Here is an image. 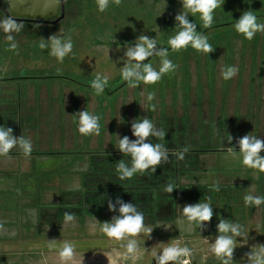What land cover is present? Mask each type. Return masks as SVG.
Instances as JSON below:
<instances>
[{
  "label": "flooded vegetation",
  "instance_id": "obj_1",
  "mask_svg": "<svg viewBox=\"0 0 264 264\" xmlns=\"http://www.w3.org/2000/svg\"><path fill=\"white\" fill-rule=\"evenodd\" d=\"M71 2L72 0H63V15L58 13L56 17L49 20L13 17L17 22H23L25 25L20 33L14 34L18 43L16 51L7 50L9 44L5 39V34L0 31V125L12 128L13 135L16 137L25 136L24 122L26 119H28V122L30 120V116H27L25 111H23L25 109H23L24 103L32 106L30 107L32 111H29L32 114H36L35 112L38 110L42 112L47 110L53 111L54 114H72L74 119L76 118L74 115L79 111H83L84 106L86 107V101L83 102L84 105L83 103L78 105L77 98L79 99V95H81L80 89L84 88L87 91L89 87L65 76L62 72L57 73L55 71L56 68H65L67 66L64 63L66 60H70L69 64H72L75 59L71 55H75L76 50L73 49V52L66 56L61 64L58 63L55 57L49 54L50 49H41L37 46L38 43L40 44L41 38L48 40L53 35L52 32L55 31V28L57 29L58 26H62V23L70 17L68 12L66 13V3L67 5L69 3L71 5ZM135 2L136 0H129V3L134 4ZM70 5H68V8ZM5 8L4 0H0V19L11 15L9 11L7 14ZM92 34V38H90L92 45L98 42L99 46L96 45V49L92 47L87 48L85 51L83 50L80 55L85 56V60H99L100 56L104 55L111 57L109 61L123 63L124 65L126 58H124L125 55L123 53L121 54L118 51L113 54L110 52L112 48L111 44L115 41L108 42V44L105 43L104 40L108 35L100 33L98 30ZM104 44H110L111 46L103 47L102 45ZM118 54L123 55V57L118 58ZM91 56L95 57L91 58ZM260 56H264V49L259 50L257 48L255 50L252 47L245 53L244 58H246V61L250 60L248 79H245L243 75L241 76L238 73L234 79L225 81L221 75L218 76L220 72L216 71V68L214 69L216 73L213 75L212 82L210 80L198 84L196 79L192 78L189 72H186L187 77L185 75V80L187 82L181 84V77L178 75V85L174 92L169 87V81L165 82L166 86L163 92L161 90H153L156 93V99L153 101L156 100L155 104L158 106L154 112L148 110V102L146 101L149 85L141 84L139 87L133 89L129 88L127 83H125L120 88L118 87L111 91L105 90V97L113 98L115 108H105L101 114L95 113V115L100 116L99 136H82L78 132L76 118L75 129L80 135H71L61 129L59 136L55 137H59V141L61 142L64 140L65 144L68 139L74 140L75 137L84 144L82 145V149L71 148L70 150L55 152L32 151L30 155V158L53 156L80 158L77 161H70L71 163L65 167V178L60 177L50 180L52 183L55 182L53 186H55L56 197H52L54 200H51L54 202V205L49 207L41 206L44 202L43 191H38V189L37 191H29L30 193H34L32 197H36V199L21 198L18 200V194H16V197L7 199H3L0 196V221H4V224L10 223V225H6L9 226L6 230L8 229L10 232L15 231L17 235V232L19 233V230L16 228L17 224H37L29 227L28 230H24L23 226L20 229L18 225L20 231L25 233L24 238L28 239L27 241L16 238L1 240L16 241L14 244L22 246L48 247V241L51 240H56L57 246H60L66 240L75 243L90 238L97 240V243L96 248L88 252H96L98 255H102V260L106 254L108 255V261H113V257L118 255L119 252L113 250L110 253H106L112 250L109 248V244L113 245L115 243L119 249V247H122V242L108 238L100 231L101 225L97 223L111 222L113 216L119 215L118 204L116 205L117 210L115 212L109 211V200L115 204L117 199H121L124 202L136 205L138 210L145 215L144 223L146 227L153 229L150 236L155 235L157 237L156 240L160 243H163L162 237L169 233L162 224L165 223V220L172 215V212L177 207L180 209L179 212H181L185 205L209 202L211 199L216 201L218 197L226 200L227 196H229L228 199H230L231 204H233L231 199L235 200L234 207L239 208L245 205L243 197L247 193L252 192L254 195H257L256 189H259L257 177L261 173L243 166L241 162L242 158L228 156L227 148L232 147L238 152L239 145L237 141L246 134L264 138V69L260 68L262 66ZM254 61L256 62L254 63ZM16 64H28L32 66V69L39 66L43 67L44 71H39L38 73L36 70L28 69L30 70V74L34 73L28 75L22 71L17 72L13 76L9 69ZM14 80L58 81L69 84L71 87L63 90V93L58 92L54 94L53 92L49 95H44L45 90H43L41 97L37 100H31L30 98H25L23 91L22 95L15 93L11 96H8L4 92L1 86L8 83V81ZM238 83H240V86L245 85L242 89L247 93L248 98L251 97V99H247L249 105L246 110L222 111L220 109H200L201 93L218 96L224 94L228 97L236 96L235 99L239 95L243 96L237 89L239 87L237 86ZM233 84L235 87H232ZM222 85L224 89L222 88L221 90L220 87ZM41 87L42 89L46 88V85ZM4 88L7 89L6 87ZM251 88L252 91L250 90ZM91 90L92 92H90L88 98L91 97L89 99H92L95 102V107H97L96 95L94 90ZM130 90L132 91L131 93H129ZM135 90L138 94L135 93ZM192 94L195 95L196 100L191 97ZM121 95H125L127 98L124 104H121L123 102ZM254 96L260 97L261 100L259 102L254 101ZM83 97H87V94L83 93ZM136 98H138L137 101ZM74 101L76 102V106L74 105ZM153 101L151 103L154 104ZM129 103H131V109L128 106ZM174 103H176V108L173 106ZM89 112L92 113V110H89ZM222 114H227V120L224 119V115ZM143 117L151 119L158 127L166 131L165 140L158 141L152 138L153 143H163L170 150H179L184 146H190V150L185 154L183 161L178 160L175 156H170V162L158 166L155 173L151 175L145 173L144 176L136 174L130 180L121 181L117 177L115 164L122 159L128 162L129 157L123 156L117 149L118 137L128 136L134 140L135 137L131 132V123ZM58 120V117L52 118L53 124L58 125ZM31 121H35V124H37L36 118ZM31 126L28 124V128L26 129L30 136H25L30 139L33 133ZM45 137L41 138V142L44 140V143H46ZM230 137L232 138L231 142H229ZM42 148V146L39 147V149ZM261 153H264V151ZM10 155L11 159L0 157V164L5 166L6 162H11L12 160L11 164H14V159L24 157L18 149H13ZM216 161L217 163H215ZM2 170L3 168L0 167V171ZM241 172L244 173L241 174ZM170 180L175 182L176 189L169 194L165 193L163 189L164 185ZM216 182H219L220 190L218 192L211 187ZM245 184H247L246 191L242 189ZM74 187H77L78 190H70ZM38 196L40 197L38 198ZM51 196L53 195L50 194ZM25 203H28L29 206H24ZM263 206L261 205V207ZM246 208L254 210L256 207ZM65 212L74 213L77 216L74 226H63V214ZM141 235L149 236L147 232L139 236ZM27 236H31V238H27ZM252 240L253 238L247 239L246 242L244 240L237 241L238 245L234 249L233 254L234 264H244L247 262L246 258L241 254L250 253L258 245L254 243L257 240H253L254 242ZM123 243H126V241ZM160 243L151 244L150 247L157 248L161 246ZM143 246H140L139 256H143L140 257V260L145 263L146 256H148L147 253L155 250L147 246L148 248L145 250H148L143 252L141 251ZM124 249L122 247L119 250L121 252ZM158 250H162V248ZM76 251L81 254L88 253L82 249H76ZM201 260L202 258L200 259V257L196 256L194 262L198 263ZM212 260L210 262H213Z\"/></svg>",
  "mask_w": 264,
  "mask_h": 264
},
{
  "label": "clouds",
  "instance_id": "obj_2",
  "mask_svg": "<svg viewBox=\"0 0 264 264\" xmlns=\"http://www.w3.org/2000/svg\"><path fill=\"white\" fill-rule=\"evenodd\" d=\"M60 0H55L58 6ZM122 0H96L99 12L108 10L111 4L120 6ZM183 10L175 16L176 34L167 41L172 52L186 50L191 46L195 51L208 55L215 51V48L208 42V37L197 31V24L190 22L189 14L192 16L199 15L203 28L208 29L214 24V12L217 8H222L224 0H181ZM23 22H17L12 15L4 16L0 19V31L5 34V39L9 44L8 51H16L18 43L15 35L24 29ZM38 27V26H37ZM238 34L249 41L254 39L257 33L264 34V23L258 22L257 16L253 11H245L233 25ZM39 47L41 49H50L49 54L56 58L58 63H63L66 56L73 52V42L71 36L63 37L56 34L50 36L48 40L41 38ZM126 60L124 66L120 68L121 76L127 82L129 88H137L141 84L155 85L165 74L175 72L178 65L169 59V48L158 47L157 40L147 35L141 34L135 45H129L124 53ZM151 57L159 58V68H155L149 61ZM61 69H57L60 72ZM239 72L235 65L224 66L220 69L223 80L234 79ZM109 82L108 75L97 73L91 82V88L95 95L104 93ZM156 93L149 92L146 95L148 110L156 111V104L151 103L155 99ZM77 118L78 132L82 136H99L100 135V116L89 112L87 109L79 111L74 115ZM131 132L135 139L128 136L118 137L117 149L123 156L129 157V161L124 159L115 164V171L119 180L132 179L136 174L144 176L145 173L153 174L157 167L170 162L169 157L175 156L178 160L183 161L185 154L189 152L190 146H184L179 150H170L163 143H153L152 138L158 141L165 140L166 131L158 127L151 119L143 117L134 120L131 123ZM231 137L229 142H231ZM239 151L228 147V156L232 158H242V165L264 173V156L260 153L264 151V138L255 135L246 134L237 141ZM13 149H18L24 157H30L33 151V145L30 138L21 135H13V129L0 125V157L11 159L10 153ZM212 189L219 191V182L213 184ZM176 189L175 182L170 180L164 185L165 193H172ZM70 190H78L74 187ZM19 193V190H17ZM210 199V198H209ZM246 207L259 208L264 205V196L254 195L252 192L247 193L244 197ZM119 205V215L113 216L111 222L98 223L101 225L100 231L108 238L122 242L121 246L126 249L127 257L132 260L139 258L140 245L135 239L140 234L150 233L153 229L146 227L145 215L139 211L137 206L117 199L115 204L109 200V211L115 212L116 205ZM213 209L209 202H199L185 205L182 209V216L187 220L189 227L196 225L197 228H204L205 222H210L213 217ZM77 216L74 213L65 212L63 214V226L75 225ZM95 219V218H94ZM218 235L215 242L210 244V252L216 257L221 264H234L233 254L237 247V237L244 238L247 241L248 233L239 223H233L221 218L217 224ZM6 231L4 221H0V234ZM126 243H123L125 242ZM49 249H57V241H48ZM58 256L62 264H82V261L76 260V245L72 241H63L58 247ZM156 264H191L190 257L192 249L181 246L177 241L175 244L168 243L167 246L157 253L152 252ZM248 264H264V245H257L254 250L247 254ZM110 264V261H109Z\"/></svg>",
  "mask_w": 264,
  "mask_h": 264
},
{
  "label": "rangeland",
  "instance_id": "obj_3",
  "mask_svg": "<svg viewBox=\"0 0 264 264\" xmlns=\"http://www.w3.org/2000/svg\"><path fill=\"white\" fill-rule=\"evenodd\" d=\"M251 1L252 0H224L222 8H217L215 10L214 24L208 29L203 28L202 21L200 20L198 14L196 16L189 14V21L197 24V31L205 34L208 37V42L213 46V48H215V51L210 53L208 56L195 51L191 46H189L186 50L172 52L170 46L167 43L168 39L174 36L178 30L175 28V16L183 10L181 0H136L134 4L129 3V0H122L120 6L111 4L108 10L103 13L98 11L96 0H72V4H68L70 5L69 8L66 3V13L68 12L70 17L62 23V26H58L57 29L55 28V31L52 32L53 35L56 34L58 36H63L66 34L63 37L71 36L74 46L73 49L76 50V54L73 56L71 55V57L75 59L73 63L69 64L70 60H66L64 63H66L67 66L65 68H59L61 69L60 72L64 73L65 76L81 83L82 85L89 87L87 88L89 89L87 91L84 88L79 90L82 96L79 95V99L77 98L78 105L86 101V107L84 106L83 110H92L93 114H101L105 108H115L113 98L105 97L106 92L103 93L104 95H96L97 107H95V102L92 99H89L91 97L88 98V95L90 92H92V88H90L91 82L97 73L109 76V82L105 88L107 91L114 90L118 87L120 88L125 83H127L122 79L121 76L120 68L124 66L123 63H114L109 61V58H111L110 56L103 55L100 56L99 60L89 61L85 60V56L83 57V55H80L82 54V51L87 50V48L95 47L96 49V45L99 46L98 42L92 45L90 39L92 38V33L98 30V32L108 35V37L104 40L105 43L108 44V42L115 41L113 44H111L112 48L110 50V52L113 54L117 53L118 51L121 54H124V50H126L129 45L134 46L137 38L141 34L147 35L150 38H155L157 40L158 47L160 46L169 48V59L172 60L174 64L178 65V68L175 72L165 74L157 84L149 85L148 92H153V90H161L163 92L166 86L165 82L167 81H169V87L172 88L171 90L174 92L178 85L179 76L181 77V84L187 82L185 80L186 72H189V75L192 78L194 77L198 84L210 80L212 82L213 75L216 73L214 69L216 68V71L220 72V69L224 66H237L239 68L238 73L241 74V76L243 75L245 79H248L250 60L248 59L246 61L244 55L247 53L248 49L252 47L255 48V50L257 48L259 50L264 49V34L257 33L254 39L249 41L245 39L243 35L238 34L235 31L233 25L240 18V16L248 10L253 11L256 16L259 14L260 18H258V22L264 23V0H254L260 2L258 4L253 2L251 3ZM111 45L104 44L102 46L107 47ZM37 46H39V43ZM92 57L95 56H91V58ZM119 57H123V55H119L118 58ZM260 57V62L262 63L260 68L264 69V56ZM124 58L126 57L124 56ZM146 62H151L153 66L157 68V70L160 66L158 57H151L150 60ZM255 62L256 61H254V63ZM57 69L58 68L55 69L56 72ZM26 74H28V72ZM220 75L221 74L219 73L218 76ZM47 85H50V83L48 82ZM237 86H239L237 88L239 93L243 95H239L237 99H235L236 96L228 97L224 94L222 96H218L215 94L209 95V93H201L200 109H220L222 111L246 110L249 105L247 99H251V97L248 98L247 93L244 91V89H242V87L245 85L240 86V83H238ZM223 87L224 86L222 85L220 89L222 90ZM232 87H235L234 84ZM250 90L252 91V88ZM131 92L132 91L130 90L129 93ZM83 93L87 94V97H83ZM135 93H137L136 90ZM194 96L195 95L192 94L191 97L196 100V97ZM121 98L123 99L121 104L126 103V96L121 95ZM253 98L256 102L261 100V98L257 96H254ZM137 100L138 98H136V101ZM153 102L155 104L156 100ZM74 105L76 106L75 101ZM128 106L131 109V103H129ZM173 106L176 108V103H174ZM178 109H180V107H178ZM222 115H224V119L227 120V114ZM260 155L264 156V153H260ZM215 163H217V161ZM243 173L244 172H241V174ZM257 179L259 182V189H256L257 195L264 196V173H261ZM245 180L247 181V179ZM242 189L246 191L247 184H245ZM228 198L229 196H227L226 200H223L222 197H218L216 201L211 199L209 203L211 204L213 213H215V209H218L219 212H223L225 214L227 212V206L231 208L230 210H232V206H229L231 202L228 200ZM231 200L233 203H235V200ZM217 215H213L212 217L215 221H217L218 217H222L221 214ZM224 218L227 219V213L225 214ZM6 225H10V223L4 224L5 229L9 227ZM18 225L20 229L23 226L24 230H28L29 227H33L37 224H17L16 228L19 230L17 235L15 234V231L10 232L8 229L5 231V233L0 235V264H62L58 256L59 246H57V249H49L47 246H22L19 244H14L16 241L1 240L11 238L25 239V233L20 231ZM259 228L260 229H252L253 231H251V233L253 232V236L249 235L251 238L254 237L253 240H257V242H254L253 240L252 242L258 245L264 244V226L260 225ZM37 232L40 233L38 230ZM212 232L215 233L216 230H213ZM27 238H31V236H27ZM135 239H137L140 246L144 245L141 248V251H147L148 249H145L148 248L147 246H149L150 249L155 250L157 253L161 251L158 249H163V247H165L164 242L166 241L163 240V243H160L158 240H156L155 236L142 235L135 237ZM247 239L250 238L248 237ZM27 240L28 239H25V241ZM179 242L181 246L186 245L191 249V243H187L186 240L182 239L179 240ZM96 243L97 240L89 238L88 240H80L75 242V245L78 246V248L76 246V249H82L83 251L88 252L96 248ZM156 243H160L161 246H158L157 248L150 247L151 244ZM195 245H197L194 247L196 251L194 253L192 252V254L200 257V259L204 258V256L207 254H212L209 250L210 246L201 248L199 244ZM109 246V248L112 250L106 253H110L113 250H117L119 252L118 255L113 257V261H110V264H156L155 259L150 257V255L152 256L153 251L147 253L148 256H146V262L144 263V261L140 260V257H143L142 255H140L139 258L134 261L132 259L126 258L127 253L125 252V249L120 252L119 249H122V247H119L118 249L115 243L113 245L109 244ZM241 255L247 260V262L244 264H248L247 254ZM104 257L105 261L104 259L102 260V255H98L96 252L81 254L80 252L76 251V260L81 261L83 259L82 264H109L108 255L105 254ZM210 264H212V262H210ZM215 264H221V262L216 260Z\"/></svg>",
  "mask_w": 264,
  "mask_h": 264
},
{
  "label": "crops",
  "instance_id": "obj_4",
  "mask_svg": "<svg viewBox=\"0 0 264 264\" xmlns=\"http://www.w3.org/2000/svg\"><path fill=\"white\" fill-rule=\"evenodd\" d=\"M28 69H32V66L28 64H16L11 66L9 71L13 76H15L17 72L22 71H24L25 73L28 72V75H32L34 72L30 74V70ZM32 70H36L39 73V71H44V68L36 66L33 67ZM9 76L11 75L9 74ZM48 82L50 83V85H47ZM48 82H39L36 80H14L8 81V83L4 84L1 87L4 89V92L8 96H11L15 93L22 95L23 91L25 94V98H30L31 100H37L39 97H41L43 95V90H45L44 95H49L53 92L54 94L58 92L63 93V90L69 89L71 87V85L69 84L61 83L58 81ZM43 85H46V88L42 89L41 86ZM4 87H6L7 89H5ZM27 107H29V109H27ZM30 107H32L30 104L24 103L23 109H25L22 110L25 111V114H27V116H30L29 122L28 119H26L24 122V135L30 136L26 129L28 128V124L32 125L31 129H33V133L31 134V139L33 143V151L55 152L66 151L70 150L71 148L82 149V145L84 144L75 137L74 140L68 139L66 144L64 140H62L61 142L59 141V137H55L59 136L61 129L71 135H80L75 129L76 118L74 119L72 114H54L53 111L47 110H45L44 112L38 110L37 112H35L36 114H32V112H29L32 111ZM55 117L59 118L58 125L53 124L52 118ZM34 118L37 119V124H35V121H31ZM43 136H46V143H44V140L41 142V138ZM40 146H42L43 148L39 149ZM14 160V164H11L13 160L11 162H6L5 166H3V164H0V167L3 168V170L0 171V196L3 199H7L16 197V194H18V200H20L21 198L36 199V197H32L34 196V193H30L29 191H37L38 189V191H43L42 195L44 197V202L41 206L49 207L54 205V202H52L51 200H54V198L56 197V191L54 190L55 186H53L55 182L53 181L54 183H52L50 180H54L60 177L65 178V167L73 160L77 161L80 160V158H72L71 156H53L38 158L22 157ZM17 190H19V193ZM50 194H52L53 196L50 197ZM39 197L40 196H38V198ZM228 200L230 201V199ZM234 205V203L229 205L232 206V210H230L231 208L227 206V219L224 218L226 213L224 214L223 212H219L218 209H215V213L221 214L222 217H218L217 221L212 218L210 222H205L204 228H197L194 224L191 225L190 228L187 220L182 216V211L179 212L180 209L177 207L176 209H174V212H172V215L168 217L173 219L171 221H168L167 218L165 220V223L162 224L166 231L169 232L164 237H162L163 240H166L164 242L165 246H167L168 243L175 244L177 241L182 239L186 240V242L189 244L191 243L190 245L193 253L196 251L194 247L197 245L195 244H199L201 248L210 246L211 243L215 242V238L219 234L217 224L219 223V220L221 218L229 220L233 223L241 224L244 227V230L248 233V237L251 239L249 235L253 236V232L251 233V231H253L252 229H260V225L264 226V208L260 206L259 208H255L254 210H249L245 205H242L239 208L234 207ZM24 206L28 207L29 204L25 203ZM215 213L214 215H217ZM213 230H216V232L213 233ZM155 238L157 239V237ZM236 239L237 241L244 240V238L242 237H237ZM192 256L190 258L191 264H210V260L212 259V264H215L217 260L213 254H207L204 256V258H202L200 263H195L194 259L196 258V256L194 254H192ZM150 257L153 258V256L151 255Z\"/></svg>",
  "mask_w": 264,
  "mask_h": 264
},
{
  "label": "water",
  "instance_id": "obj_5",
  "mask_svg": "<svg viewBox=\"0 0 264 264\" xmlns=\"http://www.w3.org/2000/svg\"><path fill=\"white\" fill-rule=\"evenodd\" d=\"M4 3L7 14L9 11L15 18L49 20L58 13L63 15V0H60L58 6L55 5V0H4ZM172 219L168 218V221Z\"/></svg>",
  "mask_w": 264,
  "mask_h": 264
},
{
  "label": "trees",
  "instance_id": "obj_6",
  "mask_svg": "<svg viewBox=\"0 0 264 264\" xmlns=\"http://www.w3.org/2000/svg\"><path fill=\"white\" fill-rule=\"evenodd\" d=\"M252 2H253V3H257V4L260 3V2H258V1H254V0H252L251 3H252ZM257 18H260L259 14L257 15Z\"/></svg>",
  "mask_w": 264,
  "mask_h": 264
}]
</instances>
